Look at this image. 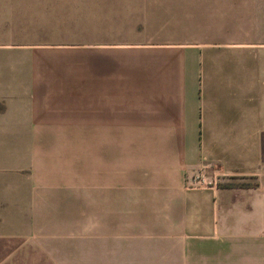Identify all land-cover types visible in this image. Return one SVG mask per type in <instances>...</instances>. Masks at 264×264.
Wrapping results in <instances>:
<instances>
[{"label": "crops", "instance_id": "obj_1", "mask_svg": "<svg viewBox=\"0 0 264 264\" xmlns=\"http://www.w3.org/2000/svg\"><path fill=\"white\" fill-rule=\"evenodd\" d=\"M258 8L264 48V0ZM133 46L142 45L99 48L98 80L77 85L27 82L24 66L0 65V255L6 264H58L57 251L79 244L86 259L91 249L112 250V264H191L203 251L261 264V183L218 182L264 177V88L147 81L184 79L187 51ZM207 52L195 50L193 73H207ZM68 155H81V202H98L95 231L84 204L81 235L47 211L73 201L74 180L59 175ZM200 170L212 186L192 182Z\"/></svg>", "mask_w": 264, "mask_h": 264}, {"label": "rangeland", "instance_id": "obj_2", "mask_svg": "<svg viewBox=\"0 0 264 264\" xmlns=\"http://www.w3.org/2000/svg\"><path fill=\"white\" fill-rule=\"evenodd\" d=\"M258 5L259 0H0V65L24 66L27 82L77 85L85 78L90 82L98 80L97 53L104 45L116 44L124 51L129 50L127 45L152 48L151 45L183 44L180 47L187 51L184 79L181 74L153 73L146 80L180 81L188 88L195 84H208L214 89L231 85L253 93L264 88V48L258 46L261 33ZM262 32L264 36V23ZM195 50L208 51L202 60L207 73H193ZM86 53L89 69L83 68ZM136 65L131 66V72L138 69ZM76 157L67 163V169H59L60 176L64 174L74 180L73 201L47 203L50 207L47 211L67 216L69 221H74L75 235H81L84 204L90 210V230L95 231L98 202H81V155ZM195 173L203 175L206 182L201 170ZM257 183H261L258 192H264V177L258 182L255 179L218 182L221 186ZM212 184L206 182L205 186ZM76 245L74 249L57 251L65 258L58 264L113 263L112 250L91 249L86 259L80 245ZM202 254L200 260L192 255L189 262L258 264L246 258L211 257L207 251ZM5 260L0 255V264H6ZM43 262L52 264L50 259Z\"/></svg>", "mask_w": 264, "mask_h": 264}, {"label": "built area", "instance_id": "obj_3", "mask_svg": "<svg viewBox=\"0 0 264 264\" xmlns=\"http://www.w3.org/2000/svg\"><path fill=\"white\" fill-rule=\"evenodd\" d=\"M192 181L194 183H197V185H199V186H205L206 185L205 178L203 177V175L201 176L200 174L195 173L192 176Z\"/></svg>", "mask_w": 264, "mask_h": 264}, {"label": "trees", "instance_id": "obj_4", "mask_svg": "<svg viewBox=\"0 0 264 264\" xmlns=\"http://www.w3.org/2000/svg\"><path fill=\"white\" fill-rule=\"evenodd\" d=\"M228 186H232V185H228Z\"/></svg>", "mask_w": 264, "mask_h": 264}]
</instances>
